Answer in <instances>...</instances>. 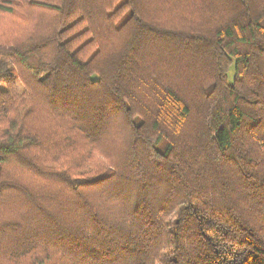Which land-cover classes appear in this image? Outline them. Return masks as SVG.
Wrapping results in <instances>:
<instances>
[{
    "label": "trees",
    "instance_id": "trees-1",
    "mask_svg": "<svg viewBox=\"0 0 264 264\" xmlns=\"http://www.w3.org/2000/svg\"><path fill=\"white\" fill-rule=\"evenodd\" d=\"M0 264H264V0H0Z\"/></svg>",
    "mask_w": 264,
    "mask_h": 264
}]
</instances>
